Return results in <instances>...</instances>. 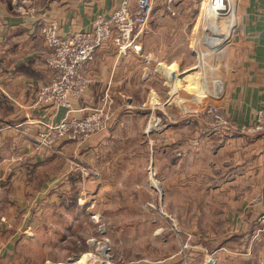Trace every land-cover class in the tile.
Masks as SVG:
<instances>
[{
  "label": "crops",
  "instance_id": "crops-1",
  "mask_svg": "<svg viewBox=\"0 0 264 264\" xmlns=\"http://www.w3.org/2000/svg\"><path fill=\"white\" fill-rule=\"evenodd\" d=\"M124 1L132 7L137 2L33 0L28 2L34 9L33 16L29 17V14L18 15L11 0H0V218L4 219L0 232H9L10 225L5 224V218L10 216L11 207L20 209L25 183L39 184V198L48 191L49 214L57 219L45 227L51 235L50 247L71 245L79 253L87 250L90 236L83 234L88 228L90 212L88 205L79 204L77 199L87 197L85 194L91 186L88 171L91 167L102 169L100 161L104 150L122 154L123 148L128 152L145 148L147 153L172 154L185 153L189 147L197 151L208 142L205 151L218 149V155L234 151L237 158H242L218 163L215 167V188L219 189L211 193V201L230 207L217 211L220 231L215 227L213 230L199 228L201 232H197L199 237L189 254L182 249L183 232L153 231L151 241L163 235L161 256L134 257L117 260L114 264H204L209 254L215 256L217 264L264 261V224L261 223L264 217V139L238 132L242 127H251L257 111L264 109V0L235 2L234 25L220 49L194 38L199 30L196 25L201 16L200 0H157L145 31L137 39L140 53L130 50L119 55L108 45L100 48L86 67L87 91L82 101L74 102V109L78 116L85 115L109 92L114 100L109 132L94 135L80 145L66 144L60 153L41 152L34 143L32 145L31 135L36 133L39 122L51 115L46 109H31L37 88L52 80L46 65L49 50L39 37L37 22L56 21L59 35L64 38L76 31H91L98 15H110ZM24 7L30 9L27 4ZM219 56L218 71L223 75L218 92L219 107L233 138L223 141V145L214 140L224 138L218 133L203 139L210 117L197 107H188L186 93L181 89L170 92L164 75L166 66L178 73L197 69L200 73L205 58ZM187 78L196 79L193 74ZM155 106L161 109L154 110ZM155 113L161 116L162 124L159 130L156 129L158 124L148 132V122L154 124ZM64 116L62 110L55 121ZM154 140L158 143L156 146ZM178 164L179 161H171L167 170L175 169ZM11 186H15V195L7 194ZM76 187L81 189L79 196ZM239 194L241 199L236 200ZM5 247L0 250V256L10 260L11 252Z\"/></svg>",
  "mask_w": 264,
  "mask_h": 264
},
{
  "label": "rangeland",
  "instance_id": "rangeland-1",
  "mask_svg": "<svg viewBox=\"0 0 264 264\" xmlns=\"http://www.w3.org/2000/svg\"><path fill=\"white\" fill-rule=\"evenodd\" d=\"M32 1L11 0V4L13 3V9L18 15L29 14L30 17L33 16L34 12L29 4ZM233 2L237 3V0H233ZM22 4H27L30 9L22 6ZM204 4V0H200L201 16L196 25L199 30L196 31L197 34L194 36L198 41L206 39L208 35L206 28L211 23L210 16L206 15L208 18H205ZM20 9H24V11L22 10L23 13H20ZM227 19H219L218 23L222 24ZM41 21L37 22V26H40ZM213 36L212 34L210 37ZM40 39L42 38L40 37ZM208 60L211 59L205 58L204 62ZM168 67L170 66L165 68ZM197 70L183 74L178 73L175 69L178 75L171 81L169 91L175 92L180 89V91H184L188 107H197L201 109L202 114L205 113L208 118L210 117L206 123L208 130L203 132V139L204 137L208 139V135L210 137V135L214 136L215 133H218L224 138L215 137L214 140L218 145H223L221 144L223 141L228 142V140L233 139L232 133L228 131L226 124L219 126L215 117L211 115V109L216 108L218 114L222 116L219 107L220 100H218L220 93L218 94L219 91L215 92L213 90L211 81L210 83L207 81L211 79L221 85L223 75L218 72L212 76H206ZM189 74H193L196 79L188 80L187 76ZM44 85L46 84L41 86ZM38 88L31 109H46L50 111L51 115L47 120L39 122V128L34 135H31L32 137L45 131L47 125H55L56 122L59 123L62 120L55 121L57 116L55 111L57 110L54 108L36 105L35 98ZM106 94L112 100L108 113L109 119L105 123L106 127L100 133L91 135L88 140L94 135L109 132L114 117V100L109 92L104 94L100 104L94 109L108 108L103 101ZM194 100L198 101H196V105H194ZM156 109L161 108L155 106L154 110ZM81 111L84 112V110ZM89 113L90 111L85 115L78 116L77 111H75L73 115L79 118L87 116ZM153 117L159 120L158 123L156 122L157 124L154 123L153 125L154 127L159 124L156 127L159 130L162 118L160 115L157 116L156 113ZM203 119L206 120L207 118L204 116ZM149 126L150 122L147 126L148 132H150ZM87 141L73 144L80 145ZM148 142L150 143L149 140ZM33 143L39 151L44 152L34 141H32V145ZM153 143L154 146L158 144L156 140ZM66 144L71 143H57L55 150L60 153L61 147ZM208 146L207 142L203 144L202 150L193 151L189 147L185 150V153L172 154H163V152L155 154L151 151L147 153L145 148L141 149L140 147H138L140 149L137 148V152H128L123 148L125 151L121 150L122 154L116 153L117 151L112 149H109L110 152L107 153L104 150L101 158L102 162L100 161L102 169L97 170L91 167L88 171L87 179L90 181L91 186L87 195L85 194L87 197L81 198L82 200L77 199L79 204L88 205L87 210L90 212L89 219L86 222L88 228L83 234L84 236H90L87 241L88 248L80 251V253L79 250L72 249L71 245L62 246V248L50 247L51 235L45 231V227H49L51 222L53 224L57 221L49 214L50 195L47 191L44 192L43 198H39L41 186L25 183L23 191L20 190L23 192L24 202L20 203V209L17 207L15 210L16 206L11 207L10 216L5 218V224L8 227L10 225L9 232L7 231V234L0 232V250L6 246L5 249H9L11 252L10 260H7L9 258L7 256H0V264H79L88 255H92L96 259V262L92 264H114L117 260L126 261L134 257L157 258L163 252L161 246L163 235L159 236L161 237L159 240L155 236L154 240L151 241L152 232L161 233L167 230L183 232L182 235L185 240L182 249L186 254H189V252H192L193 242L199 237L197 232H201V227H204V230H213V227H215V230L220 231V224L219 222L216 223L220 219L217 220L216 218L217 211L221 208L230 209V207H225V203L211 201L212 198H210L211 193L219 189L215 188L216 165L233 159L234 162L242 160V158L236 157L237 153L234 151H230L225 155H218V149L210 151L209 148L205 151ZM123 160H125L124 163ZM171 161H179V167L176 165L175 169L167 170V165ZM29 175L27 172V177ZM220 175H217V177ZM27 182H29L28 178ZM153 182L158 183L160 190L153 185ZM76 189L79 193L77 196H79L81 189L79 187H76ZM16 193L15 186H11L10 190L7 188V194L15 195ZM235 198L236 200L241 199V194ZM201 219H205L203 223L201 222L203 226L200 223ZM2 222H4V219L0 218V223ZM120 229H122V232H120ZM92 260L93 258L87 264H91Z\"/></svg>",
  "mask_w": 264,
  "mask_h": 264
},
{
  "label": "built area",
  "instance_id": "built-area-1",
  "mask_svg": "<svg viewBox=\"0 0 264 264\" xmlns=\"http://www.w3.org/2000/svg\"><path fill=\"white\" fill-rule=\"evenodd\" d=\"M156 1L137 0L135 7L124 1L110 15H98L91 31H76L64 38L59 35L56 21H41L39 34L49 50L46 65L52 74V80L38 88L35 103L37 106L54 108L57 110L56 114L62 110L65 111V115L68 113L59 123L47 125L45 131L31 138L40 149L58 153L55 150L57 143H82L91 135L105 129V123L109 119V107L112 104L107 94L103 99L105 106H108L107 109H94L87 116L79 118L73 115L74 102L83 99L87 91L89 80L86 67L93 61L95 53L108 45H111L119 55H124L130 50L140 53L141 47L137 44V39L145 31ZM204 3L205 18H208L207 15L224 20L235 14L236 4L233 0H204ZM22 10L24 11L20 9V12ZM164 75L171 84L178 74L175 70L166 68ZM210 112L219 126L227 125L216 108H212ZM157 121L159 120L155 119L154 123ZM153 125L150 124V131ZM238 132L261 136L264 139V109L257 111L251 127H242ZM261 223L264 224V217ZM204 264H217L215 256L209 254ZM247 264H264V261H251Z\"/></svg>",
  "mask_w": 264,
  "mask_h": 264
},
{
  "label": "bare ground",
  "instance_id": "bare-ground-1",
  "mask_svg": "<svg viewBox=\"0 0 264 264\" xmlns=\"http://www.w3.org/2000/svg\"><path fill=\"white\" fill-rule=\"evenodd\" d=\"M209 19H211L210 20L211 23H209V25L206 28L208 35L206 36L205 41L208 42L209 47L215 49L219 46L218 49H220V46L223 43L224 39L227 38V36H228V32H229L230 28L234 25V18L232 16L222 24L218 23L219 19H217L216 17L215 18L211 17ZM212 34L214 35L213 38L210 37ZM220 61H221V57L219 56V58L215 57V59H211L210 62H206L203 69L200 71L201 74H204L206 76L207 75L212 76L213 74L218 73L219 72L218 66L220 64ZM170 75L173 76L172 73H170ZM208 80H210V79H208ZM211 85L213 86V90L215 92L219 91L220 85L218 84V82H214V83L211 82ZM153 185L156 188H159V190H160V186L158 185L157 182H153ZM91 258H93V260L91 261V264L95 263L96 262L95 257H93L92 255H88L85 258H83L82 261L79 262V264H87Z\"/></svg>",
  "mask_w": 264,
  "mask_h": 264
}]
</instances>
